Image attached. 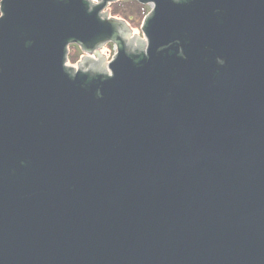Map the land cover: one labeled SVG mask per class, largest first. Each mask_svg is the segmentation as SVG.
<instances>
[{
  "label": "water",
  "instance_id": "obj_1",
  "mask_svg": "<svg viewBox=\"0 0 264 264\" xmlns=\"http://www.w3.org/2000/svg\"><path fill=\"white\" fill-rule=\"evenodd\" d=\"M117 1L0 2V264H264V0Z\"/></svg>",
  "mask_w": 264,
  "mask_h": 264
},
{
  "label": "trees",
  "instance_id": "obj_2",
  "mask_svg": "<svg viewBox=\"0 0 264 264\" xmlns=\"http://www.w3.org/2000/svg\"><path fill=\"white\" fill-rule=\"evenodd\" d=\"M108 9L111 17L123 19L132 29L140 28L145 16L149 13L148 5H142L136 0H119L110 4ZM82 54L78 46H70L69 63L77 64Z\"/></svg>",
  "mask_w": 264,
  "mask_h": 264
},
{
  "label": "rangeland",
  "instance_id": "obj_3",
  "mask_svg": "<svg viewBox=\"0 0 264 264\" xmlns=\"http://www.w3.org/2000/svg\"><path fill=\"white\" fill-rule=\"evenodd\" d=\"M148 7H149V11H150V8H152V6L149 5ZM105 12L108 14L109 17H111L110 12H109V9H107ZM141 26H140V28H134L133 31H134L135 34L141 35L143 37V33L141 31ZM105 52L107 54V57L109 56L112 59L113 56L116 53V48H115L114 45L113 46L112 45H108V47L106 48ZM74 66H76V64Z\"/></svg>",
  "mask_w": 264,
  "mask_h": 264
},
{
  "label": "flooded vegetation",
  "instance_id": "obj_4",
  "mask_svg": "<svg viewBox=\"0 0 264 264\" xmlns=\"http://www.w3.org/2000/svg\"><path fill=\"white\" fill-rule=\"evenodd\" d=\"M149 6V5H148ZM152 8H150V11H151ZM149 11V12H150ZM143 23V22H142ZM144 37V35H143ZM108 45H112V44H108ZM108 45H106L104 48H102L99 52V55H105L106 58H107V62H110L112 59L108 56L107 57V54L105 52L106 48L108 47ZM85 57V54L83 53L82 56L80 57V60L78 61V63L76 64V66L79 64V62H81L83 60V58ZM110 58V59H109Z\"/></svg>",
  "mask_w": 264,
  "mask_h": 264
}]
</instances>
